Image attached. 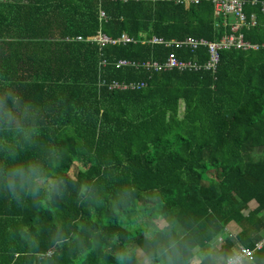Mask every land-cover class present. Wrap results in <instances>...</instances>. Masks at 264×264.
<instances>
[{"label":"trees","instance_id":"1","mask_svg":"<svg viewBox=\"0 0 264 264\" xmlns=\"http://www.w3.org/2000/svg\"><path fill=\"white\" fill-rule=\"evenodd\" d=\"M213 1L0 0V92L10 89L34 105L42 143L60 155L55 174L65 184L51 205L16 203L0 193V264H121L119 249L143 241L147 225L133 218L145 203L153 204V220L163 215L175 221L201 249L220 238L222 247L249 249L262 240L260 4L246 0L243 11L247 20L254 14L256 24L241 30L245 42L260 48L220 50L215 72L115 68L119 60L162 63L171 52L180 60L207 62L205 46L191 51L150 40L218 41L229 34L233 16L224 26ZM98 32L132 41L100 49ZM112 82L146 86L110 89ZM85 184L103 197L102 204L81 199ZM125 186L135 189L137 208L118 211L111 201ZM232 224L238 233L232 234ZM82 225L106 243L97 247L92 236L81 255L74 246L52 242L58 229L71 239ZM113 234L119 236L114 243ZM254 258L253 264H264V243Z\"/></svg>","mask_w":264,"mask_h":264},{"label":"clouds","instance_id":"2","mask_svg":"<svg viewBox=\"0 0 264 264\" xmlns=\"http://www.w3.org/2000/svg\"><path fill=\"white\" fill-rule=\"evenodd\" d=\"M41 138L39 113L34 105L10 89L0 92V193H7L16 203L30 199L34 203L51 205L63 194L65 184L55 174L60 155L42 143ZM80 197L96 205L103 203V197L90 184L81 188ZM111 203L118 211L137 208L135 189L131 186L121 188ZM154 211L152 203H145L134 214L133 223L147 227L142 243L129 242L119 249L117 255L121 264H190L193 259L196 264H253L254 257L236 248L222 247L218 242L201 249L181 232L175 221L163 215L153 220ZM92 236L96 237L97 247L106 243L90 225H82L81 232L71 233V239L68 233L58 229L51 239L58 247L74 246L81 255H86ZM118 239L119 236L113 234L110 242ZM31 243L38 241L31 238Z\"/></svg>","mask_w":264,"mask_h":264},{"label":"built area","instance_id":"3","mask_svg":"<svg viewBox=\"0 0 264 264\" xmlns=\"http://www.w3.org/2000/svg\"><path fill=\"white\" fill-rule=\"evenodd\" d=\"M192 2L194 0H187ZM216 15L222 19L223 25L225 26V19L231 15L233 16V20L227 26L230 28L229 34H224L218 41L214 42H206L204 40H198L195 38H188L185 40H172L165 41L162 38L152 37L150 43L153 45H164L165 47H174L175 49L187 48L191 51L196 50L200 46L207 47V51L209 53V60L204 64H200L197 61L192 60H180L176 56L175 53L171 52L167 56L164 62L159 63L156 61H148L144 63H136L128 60H119L115 64V68H123V67H135L142 68L146 70H153L154 72H160L162 70H173L176 69L178 71H188V72H197L200 70L214 71L219 61V51L223 49H236V50H257L260 48L259 45H252L248 42H245L243 39V35L241 34V30L244 27L253 26L256 24L255 15L251 14L250 19L247 20L246 15L243 11L246 0H214ZM251 4H260L261 12L264 13V1L251 0ZM103 16V14H101ZM77 40H81V38H77ZM94 41L99 45V48H103L107 44H115L116 41L118 43H128L132 40L128 38L125 34H123L120 39L113 40L106 35L98 32L94 38ZM106 64L105 61L101 62V65L104 66ZM146 86L145 82H132L129 84H120L117 82H112L109 85L110 89H119V90H140ZM264 242H258L255 245L254 249H249L240 246L237 248L242 251L249 257H254L255 251L259 250L263 246Z\"/></svg>","mask_w":264,"mask_h":264},{"label":"crops","instance_id":"4","mask_svg":"<svg viewBox=\"0 0 264 264\" xmlns=\"http://www.w3.org/2000/svg\"><path fill=\"white\" fill-rule=\"evenodd\" d=\"M229 228H230V230H232L233 231V233L232 234H234V233H238L239 232V228H237V227H235V226H233V224L232 225H230V226H228ZM231 231V232H232ZM221 239V238H220ZM220 239H218V241H220ZM218 241H216V242H218ZM260 242H263L264 241V237L262 238V240L260 239L259 240ZM216 242H214V243H216ZM212 245V244H211ZM241 245H235V247H233V248H239Z\"/></svg>","mask_w":264,"mask_h":264},{"label":"rangeland","instance_id":"5","mask_svg":"<svg viewBox=\"0 0 264 264\" xmlns=\"http://www.w3.org/2000/svg\"><path fill=\"white\" fill-rule=\"evenodd\" d=\"M257 152H258V151H257ZM77 171H78V167H77V165L75 164V165H73L72 168L70 169L69 176L74 177V176L76 175ZM263 230H264V229H263ZM263 235H264V233H263ZM210 247H211V245H210L208 248H210ZM192 264H196V262H195L194 259L192 260Z\"/></svg>","mask_w":264,"mask_h":264}]
</instances>
